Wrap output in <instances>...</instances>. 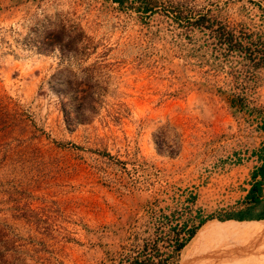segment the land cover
I'll return each instance as SVG.
<instances>
[{"label":"rangeland","instance_id":"rangeland-1","mask_svg":"<svg viewBox=\"0 0 264 264\" xmlns=\"http://www.w3.org/2000/svg\"><path fill=\"white\" fill-rule=\"evenodd\" d=\"M222 23L261 52L264 0H0V264H128L169 251L196 207L195 232L264 208V175L245 198L264 66L219 56ZM68 82L93 90L90 109ZM257 238L209 237L183 264L264 261Z\"/></svg>","mask_w":264,"mask_h":264},{"label":"trees","instance_id":"trees-1","mask_svg":"<svg viewBox=\"0 0 264 264\" xmlns=\"http://www.w3.org/2000/svg\"><path fill=\"white\" fill-rule=\"evenodd\" d=\"M118 3L123 0H113ZM143 2L145 5L148 0H139ZM174 7V6H173ZM177 10V8L175 9ZM201 17L195 18V21H200ZM246 32L240 29H236L224 23L219 25V32L217 35H214L217 39V47L219 49V56H222V59L228 62H234L231 66H235L236 70L241 69L243 65H248L249 61L252 64H259L260 66H264V46L261 49V52L257 53L259 48L256 44L251 46L252 40L246 39ZM238 64V66H236ZM73 82H68L64 90H70L67 94V97L70 101H77V107H80L82 110L90 109L93 106L95 101V95L93 90H89L83 93H77L75 87L72 86ZM65 98V97H63ZM66 99V98H65ZM66 103V100L61 98V104ZM230 104H243L242 98L239 95H235V100L231 99ZM89 106V107H88ZM68 115L65 113L64 120L68 122ZM259 128L264 133V119H262L259 123ZM264 144V143H263ZM263 154L259 155L260 162L253 168L251 172L252 181L249 184V187L245 193V198L252 202H258L261 194V184L262 177L264 175V145L260 147ZM258 176L259 178H255ZM195 198V194L191 191H188L185 197V201H188L190 204L193 203ZM187 203V204H189ZM264 207V205H263ZM245 209H239L237 212L229 213L226 215L227 217L236 218L237 220H227L221 221L228 226L241 227L244 229H256L259 227H264V208H261L259 211L255 213H250L248 211H244ZM194 216L197 217L196 222L188 223L192 219H183L179 223H175L171 226L172 230V247L169 251L165 252L164 255L160 253H145V255H141L137 252V255L132 257L128 264H165L168 261L169 257L173 259L178 255L179 250H182L186 243L192 238V236L196 233V228L207 218L199 216L200 210L199 208H195ZM173 215V212H172ZM199 216V217H198ZM243 218H253L260 222H254L252 226L245 225L242 221ZM221 219V218H219ZM235 221H238L234 223ZM178 222V221H177ZM206 222V221H205ZM204 222V223H205ZM145 246V245H143ZM146 247V246H145ZM157 249L155 248V251ZM144 251V250H143Z\"/></svg>","mask_w":264,"mask_h":264},{"label":"bare ground","instance_id":"bare-ground-1","mask_svg":"<svg viewBox=\"0 0 264 264\" xmlns=\"http://www.w3.org/2000/svg\"><path fill=\"white\" fill-rule=\"evenodd\" d=\"M256 236H258V238L256 240L260 239V241H262L261 243L264 244V227L247 230V229H243L241 227L228 226L225 223L218 221V220H215V219L207 220L205 223H203L198 228L196 233L192 236V238L183 247L181 255H180V260H179L180 264H183L189 257H191L197 251V249H199L201 243H203L209 237H210V239L220 237V238H224V239L225 238L231 239V240L232 239H238L239 241L240 240L246 241L248 239H255ZM251 250H252V248H251ZM249 256H251V255H249ZM261 257H262V255H261ZM261 257H256V258L253 257L251 259L245 260V262H242L240 264H253V262H257L256 264H264L263 258L260 259ZM189 260H191V259H189ZM201 260H203V259H201ZM201 260H199V261H201ZM205 260H206V258H205ZM196 261H197V259H196Z\"/></svg>","mask_w":264,"mask_h":264}]
</instances>
